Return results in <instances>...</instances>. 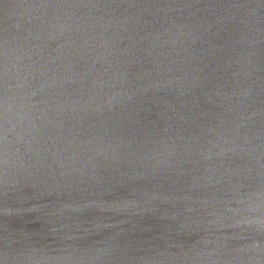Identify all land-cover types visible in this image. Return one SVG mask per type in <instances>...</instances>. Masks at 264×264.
Wrapping results in <instances>:
<instances>
[{
	"label": "water",
	"instance_id": "1",
	"mask_svg": "<svg viewBox=\"0 0 264 264\" xmlns=\"http://www.w3.org/2000/svg\"><path fill=\"white\" fill-rule=\"evenodd\" d=\"M0 264H264V0H0Z\"/></svg>",
	"mask_w": 264,
	"mask_h": 264
}]
</instances>
